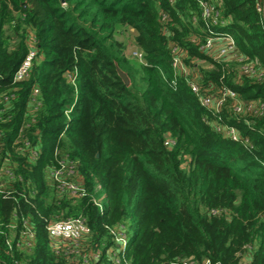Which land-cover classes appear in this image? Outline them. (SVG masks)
Masks as SVG:
<instances>
[{"label":"trees","instance_id":"trees-1","mask_svg":"<svg viewBox=\"0 0 264 264\" xmlns=\"http://www.w3.org/2000/svg\"><path fill=\"white\" fill-rule=\"evenodd\" d=\"M64 1L0 0V264H264V0ZM223 37L243 62L202 50ZM213 87L253 114L203 107ZM77 218L79 245L52 240Z\"/></svg>","mask_w":264,"mask_h":264},{"label":"built area","instance_id":"built-area-1","mask_svg":"<svg viewBox=\"0 0 264 264\" xmlns=\"http://www.w3.org/2000/svg\"><path fill=\"white\" fill-rule=\"evenodd\" d=\"M204 7H205V11L203 15L204 18L206 19L211 18L212 12H213L212 9L210 7H207L206 5ZM258 10L261 12L260 8ZM213 23L214 25L217 24L216 19H214ZM222 41L224 45L219 49V57L227 56L230 53L236 54L235 42L230 37H223L222 39L209 38L206 46L202 50H204L206 53H210L213 50L216 42L222 43ZM174 54H175L174 64H173L174 67L176 69H181V71L184 72V75H187L188 72L184 69L183 65L181 64L180 57H179L177 50L174 51ZM35 56H36V50L32 48L29 51L25 60L20 65L19 69L17 70L16 75H15V82L23 81L29 77ZM134 57L139 60H142V54L139 52L134 53ZM238 61L243 62V60L240 58H238ZM254 66H244L242 68L243 73L257 77V78H261L263 73H261V71H257V69ZM190 87L194 94L196 95L200 94V89L195 83H191ZM33 95H34L33 96L34 98L38 96L37 89L34 90ZM226 99L237 101V95L234 92H231L229 90H224L222 92V97L219 100H216L210 96L202 95L200 97V102L203 107H206L207 109H213L214 111L218 112L220 108L222 107V105L224 104ZM249 108L251 109V107ZM262 110H263V107L260 106V111ZM236 111L237 113L243 112L242 104L241 105L237 104ZM226 131H227L228 136H231L233 140H237V135L234 130H230V131L226 130ZM166 145L169 146L170 144L167 143ZM63 169H65V166ZM6 174L10 176L12 175L11 172L9 171H7ZM62 174H63V170L55 171L52 174V178L58 183H61L60 177L62 176ZM61 187H66V186L61 184ZM67 188L72 194V196H75L76 198H82L85 195L84 191L75 184L68 185ZM48 233H49V236L54 241H65L69 243L71 242L77 246L79 245L81 241H83L85 237L90 235V230L87 227L86 222L83 218H77V219L67 220V221H58V222L50 224L48 226ZM24 235H28L29 239L33 237L29 229L24 233ZM94 257L98 258L99 256L95 255ZM176 264H196V263L195 262H187V263L185 262V263H176ZM203 264H211V263L209 261H205Z\"/></svg>","mask_w":264,"mask_h":264},{"label":"rangeland","instance_id":"rangeland-1","mask_svg":"<svg viewBox=\"0 0 264 264\" xmlns=\"http://www.w3.org/2000/svg\"><path fill=\"white\" fill-rule=\"evenodd\" d=\"M133 37L134 36H133V34L130 31H124L122 33V35L118 36V39H119V41L125 43V45L127 47L126 52H125L126 56L132 58L134 61L135 60L138 61V59L134 57V53H137V50L135 49V46H134V38ZM12 40L15 41L14 36H12ZM223 45H224L223 42L221 44H219V45H216L210 53H207V55L213 56L214 59L219 60V61H227V62L235 61L234 57H236V59H237V56H236V54H233V53H230V54H228L227 56H224V57H219L218 48L220 49ZM68 79H70V78L68 77ZM208 91L210 93L209 94L210 97H213L216 100H219L222 97V93H221L220 89H216V88L213 87V88H210ZM237 104L241 105L242 103L241 102L237 103L235 101H231V105L236 107ZM35 113H36L35 110L32 111V116ZM249 113L253 114L252 110L250 108H247V109H243V112L241 114L244 115V116H246V115L249 116L250 115ZM68 169L70 171L69 173L74 175L73 167H68ZM102 195H104V197H103L104 199L102 201V204L105 205V204H107V198L105 196V191H102ZM120 239L121 238H118V240H120Z\"/></svg>","mask_w":264,"mask_h":264},{"label":"water","instance_id":"water-1","mask_svg":"<svg viewBox=\"0 0 264 264\" xmlns=\"http://www.w3.org/2000/svg\"><path fill=\"white\" fill-rule=\"evenodd\" d=\"M64 2L65 1L62 0V3ZM116 71H117L118 76L121 78V80L125 84V86L129 87L131 85V82H130L128 75L125 72H123L118 66H116Z\"/></svg>","mask_w":264,"mask_h":264},{"label":"crops","instance_id":"crops-1","mask_svg":"<svg viewBox=\"0 0 264 264\" xmlns=\"http://www.w3.org/2000/svg\"><path fill=\"white\" fill-rule=\"evenodd\" d=\"M223 42V41H222Z\"/></svg>","mask_w":264,"mask_h":264}]
</instances>
